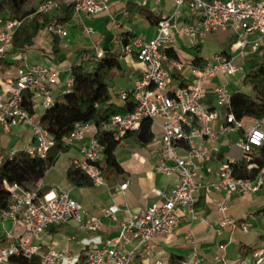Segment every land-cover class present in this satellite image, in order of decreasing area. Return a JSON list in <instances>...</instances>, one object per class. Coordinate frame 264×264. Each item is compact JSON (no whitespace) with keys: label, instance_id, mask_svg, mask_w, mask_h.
Masks as SVG:
<instances>
[{"label":"built area","instance_id":"built-area-1","mask_svg":"<svg viewBox=\"0 0 264 264\" xmlns=\"http://www.w3.org/2000/svg\"><path fill=\"white\" fill-rule=\"evenodd\" d=\"M64 1L73 7L76 17L90 18L106 11L111 0ZM58 7V1L45 0L28 16L0 14V62L11 65L0 71V143L3 135L12 134L20 126L31 131L35 142L9 152L7 156L10 159L22 152L45 159L55 144L41 121L42 114L37 115V108L45 111L54 106L53 87L59 81V71L49 65H33L17 57L13 41L18 29L28 25L36 15L49 14ZM185 12L194 22L184 24L180 29L176 21ZM46 29L53 35L67 36L64 24L56 20L47 24ZM84 29L91 36L92 29ZM219 29L233 30L236 35L233 47L238 51L237 56L222 52L211 60L186 65L169 54L175 47L176 33L199 40ZM251 35H257V38L250 40ZM263 39L264 0H175L173 13L159 21L153 38L137 37L130 44L121 46L122 54L135 56L145 67L131 87L136 109L127 115H115L99 126L93 122L75 123L64 142L67 148L78 146L82 160H75L71 169L81 171L95 184L108 186L99 166L104 157L99 134L112 132L119 147H126V135L139 130L143 122L149 120L152 133L156 127L160 130V135L153 133L152 139L160 146L156 170L166 176H175L174 187L162 193V201L129 216L122 223L118 237L87 244L81 256L72 257L34 241L51 226L71 223L76 224L79 232H96L102 228L101 220L89 217L83 206L68 193L56 188L45 190L42 181L31 187L5 184L10 200L7 208L0 211V216L23 226V232L12 237L9 243L0 245V264H19L11 263V257L29 260L36 257L41 264H134L138 260L145 264L149 260L148 264H174L170 258L152 259L157 248L155 240L165 241L175 234L183 211L189 210L195 217L196 194L206 187L202 181V170L211 156V144L219 136L231 133L247 170L257 168L255 159L264 146V117L253 119L252 127L245 129L243 119L237 121L229 110L233 93L227 84L212 87L214 105H210L205 96L213 79L242 73L243 64L237 61V57L245 60L251 55L261 54ZM96 55L102 57L103 49L97 47ZM64 80L63 93H66L73 86V78L67 74ZM127 95L124 91L118 96L123 102ZM26 102L31 103L33 113ZM221 109L225 110V125L217 132L214 124ZM241 130L243 134L239 135ZM234 163L230 159L223 160L218 180L209 185L214 191L224 194V199L218 204L221 213L219 234L227 227L243 231L249 229L246 221H236L227 215L229 202L235 195L246 198L256 194L264 184L263 172L253 179L238 177ZM127 186L128 182H124L116 188L125 191ZM120 211L117 205H112L104 213L115 220ZM219 247L225 249L224 245ZM216 260L225 262L220 256ZM175 264H203V259L194 248L189 256ZM234 264H264V247L254 249L248 257H241Z\"/></svg>","mask_w":264,"mask_h":264},{"label":"crops","instance_id":"crops-1","mask_svg":"<svg viewBox=\"0 0 264 264\" xmlns=\"http://www.w3.org/2000/svg\"><path fill=\"white\" fill-rule=\"evenodd\" d=\"M31 1L30 5H28L29 0L26 1L20 16L32 14L42 2V0ZM56 1L59 3L57 9H53L46 15H36L35 24H33L34 18L28 25L19 28L20 30L28 27L27 30L32 36V41L24 47L14 46L13 44L16 56L30 64L38 66L49 65L59 71V81L53 87L54 96L56 97L63 91L65 86L64 78L72 65L89 58L87 51L96 50L97 47L117 50L121 54L122 71L120 72H123L129 78L127 89L117 92L114 98L115 103L122 104L118 95L131 89L134 81L145 68L143 64L136 60L135 56L121 53V46L127 44L125 40L130 44L133 39L141 37L133 30V22L140 19L149 21L146 18L149 14L160 20L169 17L175 9V0H111L108 9L98 16L90 18L82 16L78 18L74 13L71 20L60 22L64 24L67 30V36L65 37L53 35L46 29L47 24L50 22L57 21L58 17L66 18L68 15V4L64 0ZM99 17L109 21L110 24H115V27L112 30H110V27L105 29L97 24L93 27L91 24ZM193 22L194 19L189 17L187 12L176 21L180 29L184 24ZM153 26L152 35L145 40H149L156 35L157 25ZM85 27L92 29L91 36L85 33ZM230 35L233 37L231 51L222 50L219 53L226 52L237 56L238 51L233 47L236 35L232 29L218 30L216 33L209 34L206 38L199 40L176 33V44L173 53L177 60L186 65L194 64L196 59H199L198 62L208 61L218 53H215L211 59L204 58L200 55L203 49V42L207 39L222 42ZM249 38L254 40L257 35H251ZM262 49L261 55H264V42ZM261 55L254 54L245 60L237 57V61L242 63L243 66L245 62H250L251 66L255 61L261 62V58H259ZM262 59L261 63L264 64V57ZM223 77L225 76L218 77V80H216L217 78L213 79L206 88L207 96L205 98L210 105H214L211 89L215 84H227L232 93L241 91L248 94L244 88V76L237 75L233 83L220 79ZM248 95H253V89L252 93ZM43 113L44 111L41 114ZM253 119L251 117L243 119L245 129L252 127ZM223 125H225V110L221 109L219 110V119L214 124V128L219 132ZM20 128L21 130L25 129L23 126H20ZM29 132L32 140L33 136L30 130ZM153 133L154 135H160L159 128L153 129ZM242 134L243 130L239 132V135ZM31 143L32 141L28 144ZM211 148V156L202 170V181L206 187L196 194L195 217L189 210L183 211L180 214L179 225L175 234L165 241L155 240L157 248L152 259L175 258L178 262L182 258L189 256L196 248L203 259V264H234L239 258L248 257L254 249L264 247V184L256 194L246 198H240L235 195L229 202L227 215L236 221H246L249 229L247 231L241 229L232 230L227 227L220 234L218 233V222L221 217V213L218 211V204L224 199V194L214 191L209 185L218 180L219 168L223 160L230 159L235 162L236 174L240 170L243 171V167L247 170V166L242 158L241 151L233 142L231 133L219 136L211 144ZM159 150L160 146L155 142L142 147L128 141V146L119 147L117 151L118 160L125 171L123 181L118 182L114 186L109 184L108 186L99 185L92 181H90L89 185L78 186L76 180L73 181L68 177V173L71 170L72 163L75 160L81 161L82 157L78 146L68 147L66 151L59 155L56 164L46 172L45 177L41 181L45 186V190L56 188L60 192L68 193L83 206L89 217L101 220L102 228L96 232H79L74 223L66 226H51L34 242L75 257L83 254L84 247L87 244L118 237L122 223L129 216L136 215L141 210L162 201V193L169 192L175 185V176H166L156 170ZM51 171H55L61 179L57 182L49 181ZM260 172H263L264 179V168ZM124 182H128L126 190H118L116 186ZM112 205H117L121 209L117 213L115 220L104 213ZM257 205L260 206L254 210ZM22 232L23 226L16 225L11 220H3L0 216V245L9 243L12 237L19 236ZM252 236H255V238L250 240ZM259 238L263 241H260ZM234 240L238 241V246L235 250H232L231 246ZM220 245H224L225 249L221 250ZM218 256L224 257L225 262L219 263L216 260ZM31 261V264H41L36 257L32 258ZM149 262L150 260L146 264ZM63 264L69 263L64 262ZM134 264L145 263L138 260Z\"/></svg>","mask_w":264,"mask_h":264},{"label":"trees","instance_id":"trees-1","mask_svg":"<svg viewBox=\"0 0 264 264\" xmlns=\"http://www.w3.org/2000/svg\"><path fill=\"white\" fill-rule=\"evenodd\" d=\"M27 0H0V14H6L10 17L22 14V8ZM68 15L66 18L58 17V22L71 20L74 10L68 5ZM146 18L151 24L157 25L160 21L149 14ZM36 18L33 24L36 23ZM28 28V27H27ZM27 28L18 29L15 34L14 46L24 47L31 43L32 36L28 33ZM132 40V39H131ZM128 44V41L125 40ZM88 59H83L74 63L68 72L73 78V86L69 92L63 91L55 97L54 106L44 111L41 116L42 123L46 126L54 140V147L49 152L47 158L29 156L22 152L13 159L8 156L0 162V211L5 210L10 200V192L6 185L17 183L21 186L35 185L41 181L46 172L51 169L57 162L59 155L67 150L64 139L70 134L73 126L77 122H93L97 126L107 121L115 115H127L136 109V102L133 98L131 89L126 90L127 96L122 104L114 102L111 92V83L114 74L122 71L120 62L121 54L119 51L106 48L103 49L102 57L96 55V50L87 51ZM169 54L176 58L171 51ZM196 59L194 63H197ZM10 64L0 62V71L10 68ZM250 83L253 89V95L244 92H234L231 100V111L234 113L237 121L245 117L254 119L264 117V64L258 61L253 62L250 70L243 77V83ZM29 110L33 113L31 103L26 102ZM99 141L104 149V157L99 164L103 177L107 183L114 186L124 180L125 171L122 168L117 150L118 142L112 132H102L99 134ZM153 133L151 122H143L139 130L129 132L126 140L139 146L145 147L152 142ZM257 168L247 171H238L237 176L243 178H255L264 168V146L260 150V156L255 159ZM236 168V166H234ZM68 177L75 181L78 186L89 185L90 180L79 170H70ZM176 263L175 258L171 259ZM11 263L31 264L32 261L26 258L11 257Z\"/></svg>","mask_w":264,"mask_h":264},{"label":"rangeland","instance_id":"rangeland-1","mask_svg":"<svg viewBox=\"0 0 264 264\" xmlns=\"http://www.w3.org/2000/svg\"><path fill=\"white\" fill-rule=\"evenodd\" d=\"M45 0H42L44 2ZM31 0H29L28 5L31 4ZM41 2V3H42ZM102 17V16H101ZM99 17L98 19H95L93 21V24H91L93 27L94 25H100L104 27L105 29H108L110 27V30H112L115 27V24H110L109 21L103 20ZM133 30L135 33L143 37L144 39L149 38L153 31H154V26L149 23L146 19H140L139 21H135L132 24ZM221 30V29H219ZM264 40V39H263ZM233 41L232 35L227 36L222 42H219V40H205L203 42V49L200 55H202L206 59H211L215 53H219L222 50L224 51H231V43ZM264 42V41H263ZM34 51V50H33ZM38 53V51H36ZM261 55V54H260ZM263 55V54H262ZM259 56L261 58V62L263 61V56ZM38 61V60H37ZM250 62H245L243 66V72L238 74L241 76H244L247 74L250 70ZM237 77V75L234 76H225L223 78L224 81H228L230 83H233L234 79ZM129 78L127 75H124L123 72L117 71L115 73L114 80L111 83V92L113 95V98H115V95L117 92H120L122 90L127 89L129 85ZM218 80V78L216 79ZM246 92L248 94L252 93V88L251 84L248 82L244 86ZM118 101V100H117ZM121 102V100L119 99ZM43 112V109L37 108V115L39 116ZM25 129L21 130L20 127H17L11 135H3L1 137V143H0V162L2 161L3 158L7 157L8 153L11 152L14 149H21L25 144H28L29 142L32 141V143H35L33 141V138L31 140V135L29 132V129L27 127H24ZM118 151V150H117ZM49 181H58L61 179L59 175L55 173V171H51L49 175ZM28 187H31V185H27ZM262 205V204H261ZM260 205H257L254 210L258 209ZM253 240L255 236L251 237ZM260 241H263L261 238H259ZM263 243V242H262ZM238 246V241L234 240L231 246V249L235 250V248Z\"/></svg>","mask_w":264,"mask_h":264}]
</instances>
